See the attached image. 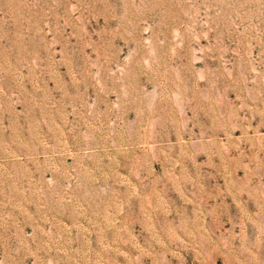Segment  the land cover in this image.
Instances as JSON below:
<instances>
[{
    "label": "rangeland",
    "instance_id": "obj_1",
    "mask_svg": "<svg viewBox=\"0 0 264 264\" xmlns=\"http://www.w3.org/2000/svg\"><path fill=\"white\" fill-rule=\"evenodd\" d=\"M0 264H264V0H0Z\"/></svg>",
    "mask_w": 264,
    "mask_h": 264
}]
</instances>
